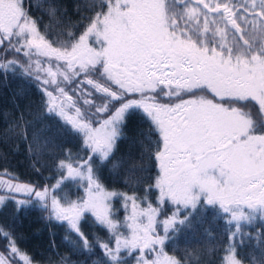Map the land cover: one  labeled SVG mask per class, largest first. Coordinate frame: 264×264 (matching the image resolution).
<instances>
[{"label": "snow or ice", "instance_id": "6c2138e0", "mask_svg": "<svg viewBox=\"0 0 264 264\" xmlns=\"http://www.w3.org/2000/svg\"><path fill=\"white\" fill-rule=\"evenodd\" d=\"M99 7L78 38L53 46L24 0H0V70L31 76L32 55L46 58L47 67L35 61V72L38 81L44 74L43 85H56L44 89L48 111L82 136L92 153L83 163L59 165L68 179L86 181L80 200L62 204L47 187L37 190L10 180L0 179V187L35 196L50 209V218L78 234L77 247L90 252L98 244L108 257L104 264H127L121 254L137 251V264H181L164 251L170 227L192 223L191 212L177 219L180 206L218 205L225 223L235 225L233 238L242 221L251 224L257 214L264 219V0H101ZM59 78L71 85L87 83L100 94L81 90L91 116L76 106ZM58 98H63L59 104ZM249 105L255 114L244 110ZM136 110L150 119L157 137L159 201L177 206L162 222L164 235L156 231L159 208L150 203L141 208L134 197H124L126 210L131 203L125 221L114 219L110 200L116 194L105 191L92 167L110 158L121 128ZM4 200L0 195V204ZM87 213L112 234L107 242L89 244L81 231ZM0 239L7 242L0 264H32L13 233L0 227ZM224 251L220 264H242L235 244ZM59 264L70 262L62 257ZM259 264H264V248Z\"/></svg>", "mask_w": 264, "mask_h": 264}, {"label": "trees", "instance_id": "16d2710c", "mask_svg": "<svg viewBox=\"0 0 264 264\" xmlns=\"http://www.w3.org/2000/svg\"><path fill=\"white\" fill-rule=\"evenodd\" d=\"M24 3L26 10L30 8L31 17L37 20L41 34L46 35L53 46H59L71 40V36L78 38L82 34L89 18L100 11L101 0H24ZM18 56L28 61L23 53ZM7 58L14 59L15 55ZM36 60L43 67L48 66L46 58L33 54L31 76L22 70H0V175L28 183L37 190L47 187L50 195L54 194L65 204L84 198L86 181L68 179L67 170L59 167L61 161L83 163L92 153L84 148L82 136L71 130L62 117L48 111L49 98L44 89L47 87L52 91L56 85H43L42 72V79H36ZM58 83L73 96V101L81 107L82 112L92 115L89 105L83 104L85 96L80 94L83 90L100 95L95 93L92 86L87 83L67 84L62 78L58 79ZM54 95L59 97L57 92ZM244 110H251L253 114L256 111L251 105ZM66 111L75 115L73 108L66 107ZM256 118L260 119L259 116ZM151 128L146 114L136 110L127 117L121 128L110 158L94 162L92 167L102 187L116 194L110 200L114 219L125 221L130 214L131 203L126 210L124 197H134L141 208H146L149 203L159 208L156 231L164 235L160 221L173 215L177 206L171 201L166 200L164 204L159 201V190L155 187L159 167L154 159L157 137ZM69 154L71 159H67ZM58 182L60 187L56 188ZM0 195L5 196L0 204V227L14 234L17 247L30 257L32 264H59L62 257L67 258L70 264H104L108 260L97 241L107 242L112 234L98 226L91 213H87L81 221V231L89 244H97L89 252L76 246L74 242L78 240V234H70L66 223L50 218V209L45 210L35 196L9 193L2 188ZM214 207L198 205L195 210H186L180 206L177 219L182 220L186 212H191L192 223H176L170 227L164 251L181 264H220L225 255L224 249L235 244L237 258L241 259L242 264H253L254 259L259 264L261 249L264 248L260 242L264 234V219L257 214V219L251 224L242 221L240 233L233 238L235 225L230 228L225 223L223 213L218 215L213 212ZM120 231L126 233L127 229L121 228ZM6 244L5 240L0 239V252ZM113 244L114 241L110 246ZM124 260L129 264L127 258Z\"/></svg>", "mask_w": 264, "mask_h": 264}, {"label": "rangeland", "instance_id": "374dc122", "mask_svg": "<svg viewBox=\"0 0 264 264\" xmlns=\"http://www.w3.org/2000/svg\"><path fill=\"white\" fill-rule=\"evenodd\" d=\"M209 98H211V97H209ZM63 100V98H58V100L56 101V103L57 104H59L61 101ZM179 102V101H178ZM225 106H227V104L225 105ZM73 116H75L74 114H72ZM158 167H159V165H158ZM0 179H2V180H10L12 183H15V184H26V185H29L30 187H32L30 184H28V183H25V182H22V181H17V180H12V179H9V178H7V177H4V176H2V175H0ZM0 188H2V189H5V190H7L6 188H4V187H0ZM105 191H107V190H105ZM108 192V191H107ZM20 193H24V192H20ZM182 208L181 209H183V206H181ZM130 212H131V210H130ZM173 215L172 214H170V215H168L167 217H165L164 219H162L161 221H160V226L162 227V228H164V226H163V220H165V219H167V218H171ZM158 221V219H157V217H156V222ZM125 234H130V233H128V230H127V232L125 233ZM115 245L113 244V246L112 247H114ZM167 253V252H166ZM168 255H170L169 253H167ZM122 255V258L123 259H126L127 258V260H128V262H129V264H137V259L139 258V253H138V251L137 252H132V253H130V254H125V253H122L121 254ZM151 255H155L154 253H152ZM124 256H126L125 258H124ZM170 256H172V255H170Z\"/></svg>", "mask_w": 264, "mask_h": 264}, {"label": "flooded vegetation", "instance_id": "af4514ba", "mask_svg": "<svg viewBox=\"0 0 264 264\" xmlns=\"http://www.w3.org/2000/svg\"><path fill=\"white\" fill-rule=\"evenodd\" d=\"M213 212L214 213H217L218 215H219V213H222L221 211H220V209H219V206L218 205H216L215 207H214V210H213ZM223 216H225V214H223ZM226 217V216H225ZM227 218V217H226Z\"/></svg>", "mask_w": 264, "mask_h": 264}]
</instances>
